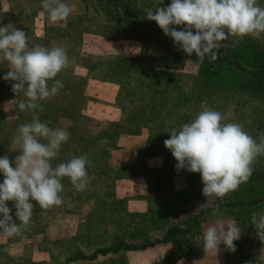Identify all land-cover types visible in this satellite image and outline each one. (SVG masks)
Instances as JSON below:
<instances>
[{
    "label": "rangeland",
    "instance_id": "374dc122",
    "mask_svg": "<svg viewBox=\"0 0 264 264\" xmlns=\"http://www.w3.org/2000/svg\"><path fill=\"white\" fill-rule=\"evenodd\" d=\"M62 2L72 12L67 20L52 23L41 0H0V26L13 23L23 30L29 48L61 46L70 61L49 81L51 86L61 80L64 87L40 102L42 112L15 107L12 82L2 78L9 65L0 64V157L11 160L19 154L12 151L18 147L16 128L38 115L49 127L70 133L52 166L86 154L89 183L76 191L63 178L61 205L35 206L26 229L13 237L0 233V264H139L141 253L159 244H170L172 251L153 264H217V254L202 249L203 233L209 225L230 221L243 233L234 241V253L220 245L221 264H264V242L250 223L252 212L264 211V155L254 161L248 182L222 199H207L201 175L177 171V161L164 146L168 130L208 109L220 111L225 123L242 124L259 141L264 92L253 93L245 84L260 73L264 37L246 36L235 46L236 38L229 37L219 55H236L234 63L212 68L233 88H210L204 85L202 63L179 51L155 21L143 19L147 9L171 0ZM258 3L264 7V0ZM6 203L14 216L13 202ZM120 240L139 249L73 258ZM208 256L215 261L206 263Z\"/></svg>",
    "mask_w": 264,
    "mask_h": 264
},
{
    "label": "clouds",
    "instance_id": "9594fccd",
    "mask_svg": "<svg viewBox=\"0 0 264 264\" xmlns=\"http://www.w3.org/2000/svg\"><path fill=\"white\" fill-rule=\"evenodd\" d=\"M159 0L158 4H162ZM41 7L52 23L67 20L72 8L62 0H41ZM143 19L155 21L174 46L188 57L195 56L200 63L207 57L214 62L229 37H235L233 46L246 36L264 37V7L258 0H171L165 7L147 9ZM179 28V30H178ZM7 63L3 80L11 81L15 107L20 111H43L41 101L55 96L64 84L61 80L49 81L70 63L66 49L40 45L28 47L26 33L13 23L0 26V64ZM23 97L17 99V97ZM225 116L217 110L199 112L189 123L167 132L164 141L177 161V171L199 173L203 184L202 194L208 199H222L248 182L253 163L264 155V131L257 142L242 124L223 122ZM70 138L64 128H51L33 115L31 122L17 126L13 143L18 147L14 159L0 157V233L8 237L26 229L35 206L49 209L62 204V179L68 178L76 191L86 189L89 178L86 166L88 155L73 156L66 162L52 166L60 155L62 145ZM45 141V142H42ZM14 165V166H13ZM8 201L13 202L12 209ZM35 202V204L33 203ZM219 209H214L216 216ZM17 221L19 223H17ZM250 223L255 236L264 242V211H254ZM243 229L235 222H217L203 233V251L235 252L234 241L241 238ZM177 264H183L182 260Z\"/></svg>",
    "mask_w": 264,
    "mask_h": 264
},
{
    "label": "trees",
    "instance_id": "16d2710c",
    "mask_svg": "<svg viewBox=\"0 0 264 264\" xmlns=\"http://www.w3.org/2000/svg\"><path fill=\"white\" fill-rule=\"evenodd\" d=\"M236 55H219L218 58L214 61V62H209L208 58L206 57L204 62L201 64V72L204 75L205 78V82L204 85L208 86L210 88H223V89H231L233 88V85H230L228 83H225V79L223 78V75L220 73V71L217 69H213L212 67H215L217 64L221 65L222 63H224L225 61H229L231 63H234V59H235ZM193 58H196L195 56H193ZM197 59V58H196ZM238 61V60H237ZM257 63H261V67L259 69V75L251 80L248 81L247 84H245V86H247L246 88L248 90H251V92L253 93H257L260 92L263 93L264 92V59L262 58L261 60H257ZM214 65V66H213ZM238 65V64H236ZM212 68V69H211ZM243 89V87H241ZM255 88V89H253ZM257 174H261V173H255L256 176H258ZM162 181L164 179H161ZM126 249H139L136 245L134 244H128L125 242V240H120L117 244H115V246L113 247H109V248H101V249H97L93 252V254L86 256L84 255L82 252H78L76 254V256H74L73 258H89V259H96L99 255H106L109 252H120L122 250H126Z\"/></svg>",
    "mask_w": 264,
    "mask_h": 264
},
{
    "label": "crops",
    "instance_id": "0c3cea01",
    "mask_svg": "<svg viewBox=\"0 0 264 264\" xmlns=\"http://www.w3.org/2000/svg\"><path fill=\"white\" fill-rule=\"evenodd\" d=\"M148 249H145L144 253H141L140 262H138L139 264H153L155 262H158L159 260H162L164 257L168 256L171 253L172 246L170 244H159L150 248L149 250ZM213 256L214 258H217V264L222 263L221 259L223 255H221V253H217V255ZM214 258L210 260V257L208 256L205 262L210 263L212 261H215Z\"/></svg>",
    "mask_w": 264,
    "mask_h": 264
}]
</instances>
